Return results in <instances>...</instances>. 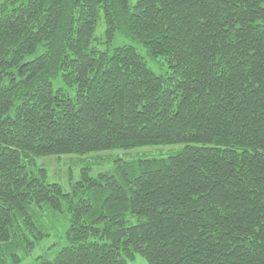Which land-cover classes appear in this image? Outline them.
<instances>
[{
  "label": "trees",
  "instance_id": "trees-1",
  "mask_svg": "<svg viewBox=\"0 0 264 264\" xmlns=\"http://www.w3.org/2000/svg\"><path fill=\"white\" fill-rule=\"evenodd\" d=\"M165 145L69 191L35 165ZM136 255L264 264V0H0V264Z\"/></svg>",
  "mask_w": 264,
  "mask_h": 264
},
{
  "label": "rangeland",
  "instance_id": "rangeland-1",
  "mask_svg": "<svg viewBox=\"0 0 264 264\" xmlns=\"http://www.w3.org/2000/svg\"><path fill=\"white\" fill-rule=\"evenodd\" d=\"M102 22H99L96 33L100 34L102 31ZM115 39L111 46H117L118 44L130 43L135 44L131 40H126L119 35H115ZM179 145H165V146H145L137 147L133 149H113L102 152H92L85 155H51L35 158V165L37 168L43 169L46 174V180L49 182L58 183L64 191L70 190L69 179L78 177V173L82 166H90L91 176L96 175L98 172H104L112 169V166L116 163V160H134L143 157H165L176 151V147ZM52 239H45L41 248L31 251V256L37 255H52L55 253L52 248V243L55 241ZM62 243V241L60 242ZM60 248L57 247V249ZM33 252V253H32ZM26 259V257H25ZM27 260V259H26ZM28 261H24L23 264H27ZM129 264H147L144 258L136 255L133 260L129 261Z\"/></svg>",
  "mask_w": 264,
  "mask_h": 264
}]
</instances>
